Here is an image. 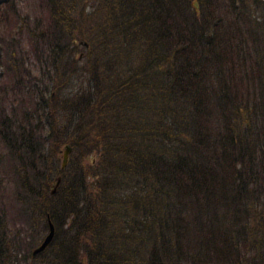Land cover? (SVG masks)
Segmentation results:
<instances>
[{
  "label": "trees",
  "instance_id": "obj_1",
  "mask_svg": "<svg viewBox=\"0 0 264 264\" xmlns=\"http://www.w3.org/2000/svg\"><path fill=\"white\" fill-rule=\"evenodd\" d=\"M39 3L0 0V264H264V0Z\"/></svg>",
  "mask_w": 264,
  "mask_h": 264
},
{
  "label": "rangeland",
  "instance_id": "obj_2",
  "mask_svg": "<svg viewBox=\"0 0 264 264\" xmlns=\"http://www.w3.org/2000/svg\"><path fill=\"white\" fill-rule=\"evenodd\" d=\"M14 2L17 5V10L19 12L20 15H24V14H28L29 18L32 19L34 17H41L44 20V12H43V7L40 5V0H14ZM3 7V4L0 5V8ZM20 44L23 47L22 52H26L27 54L25 55V59H26V66L31 70V73H36L38 72V66L34 61V57L33 54L31 52V50H29V48L26 47L27 45V39H26V35L23 33L21 35V37L19 38ZM3 43H0V62L4 63L6 62V55L4 53V51H8L4 46ZM83 51V46H79L78 48V52H82ZM20 53V52H19ZM75 53V54H76ZM75 57H77V54L74 55ZM82 62V60L80 61ZM2 67H0L1 69ZM2 79H4L3 77L0 78V83H2ZM45 81V80H44ZM48 87L51 86L50 82L47 83ZM43 83H39V86H42ZM8 107V106H7ZM60 114V113H59ZM59 117H57L58 119ZM53 119L56 120L55 118V114L53 116ZM0 154L4 157L6 152L3 148H0ZM60 163V158L58 159V164ZM2 172V173H1ZM6 165L1 162L0 163V175L2 176V191L1 194L3 196L2 199V203L5 205L8 201V196H9V191L11 186L8 183L7 177H6ZM46 230H44L43 232H41V234L39 235V239H41L43 237V235L45 234Z\"/></svg>",
  "mask_w": 264,
  "mask_h": 264
},
{
  "label": "water",
  "instance_id": "obj_3",
  "mask_svg": "<svg viewBox=\"0 0 264 264\" xmlns=\"http://www.w3.org/2000/svg\"><path fill=\"white\" fill-rule=\"evenodd\" d=\"M83 46H86V43L83 42L82 43ZM71 152V148L68 145H64L63 148L60 151V169H63L67 163V159H68V155ZM60 178L59 177H55V180L52 184L51 193L55 192V188L59 183ZM54 236V226L51 223L48 215H46V232L43 235V237L40 239V241L38 242V244L32 248L30 255L31 256H35L36 254L42 252L51 242V240L53 239Z\"/></svg>",
  "mask_w": 264,
  "mask_h": 264
},
{
  "label": "flooded vegetation",
  "instance_id": "obj_4",
  "mask_svg": "<svg viewBox=\"0 0 264 264\" xmlns=\"http://www.w3.org/2000/svg\"><path fill=\"white\" fill-rule=\"evenodd\" d=\"M81 55H82V53H80L78 57H80Z\"/></svg>",
  "mask_w": 264,
  "mask_h": 264
}]
</instances>
